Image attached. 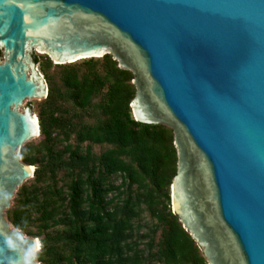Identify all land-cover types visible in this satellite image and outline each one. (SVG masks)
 <instances>
[{
	"label": "water",
	"instance_id": "95a60500",
	"mask_svg": "<svg viewBox=\"0 0 264 264\" xmlns=\"http://www.w3.org/2000/svg\"><path fill=\"white\" fill-rule=\"evenodd\" d=\"M34 49L57 65L110 55L131 72L134 121L173 133L171 212L206 264H264V0H0L8 230L11 200L33 178L20 151L39 137L19 108L47 96ZM0 264H12L3 251Z\"/></svg>",
	"mask_w": 264,
	"mask_h": 264
},
{
	"label": "trees",
	"instance_id": "16d2710c",
	"mask_svg": "<svg viewBox=\"0 0 264 264\" xmlns=\"http://www.w3.org/2000/svg\"><path fill=\"white\" fill-rule=\"evenodd\" d=\"M44 58L47 96L37 114L42 140L20 151L23 163L37 167L6 211L14 228L43 241L39 263L206 264L171 212L173 133L134 121L132 73L104 55L55 65L59 71L49 74L51 61ZM87 115L93 122L83 121ZM92 146L103 149L95 155ZM60 171L68 179L65 190L56 185ZM112 176L120 178L118 186L108 184ZM145 212L154 221L148 233L139 219Z\"/></svg>",
	"mask_w": 264,
	"mask_h": 264
},
{
	"label": "rangeland",
	"instance_id": "374dc122",
	"mask_svg": "<svg viewBox=\"0 0 264 264\" xmlns=\"http://www.w3.org/2000/svg\"><path fill=\"white\" fill-rule=\"evenodd\" d=\"M33 53H34V55H35V57H36V59H37V63H36V65H35V68H36V71H38V73L43 77V79H44V75H43V73L40 71V65H41V63L44 61V57L46 56V55H44V54H38L37 52H35V51H33ZM47 57V56H46ZM0 60H1V54H0ZM50 60V59H49ZM86 60H88V59H83V60H78V61H76V62H74V63H72V64H74V65H80L83 61H86ZM51 61V60H50ZM55 65H57V64H55L53 61H51V67L49 68V70H48V73L49 74H55V73H57L58 71H59V69L55 66ZM61 65H68V64H61ZM45 81V80H44ZM46 83V82H45ZM47 85V84H46ZM41 101H43V99H31V100H29V102H28V100H26V101H24L23 103H22V105L20 106V111H22L23 110V108H25V107H27V108H29L30 110H31V112L34 114V115H36V117H37V114H38V107H39V105H40V103H41ZM83 121L84 122H86V123H91V122H93V119L92 118H90L88 115L83 119ZM42 140V137H37V138H35V139H33V140H31V141H29V142H27L24 146V148H26L27 146H35V145H37L40 141ZM70 143H73V139L72 138H70ZM85 145L86 144H83L82 145V148L84 149V147H85ZM59 149H61V147L59 148ZM103 149V147H100V146H92V152L95 154V155H97V154H99L100 153V151ZM20 160H21V158H20ZM25 164V163H24ZM37 166H32V169H33V171H34V169L36 168ZM67 181H68V179L65 177V172L64 171H60L58 174H57V177H56V185H57V187L58 188H60V187H62L63 188V190H65L66 188H65V185H66V183H67ZM107 182H108V184L109 185H112V186H118L119 184H120V178L118 177V176H112V177H110V178H108V180H107ZM31 183H32V179H27L21 186H23V187H28V186H30L31 185ZM20 186V187H21ZM20 187H18L17 188V190H16V192H15V194H14V196H13V198H12V200H11V206H10V208L12 207V205H13V203H14V199H16V197H17V194H18V192H19V188ZM114 194H116V192H112V193H109L108 194V197H111L112 195H114ZM9 208V209H10ZM171 208V207H170ZM8 210V209H7ZM7 216V215H6ZM33 217H37V215H34ZM139 219H141V224L143 225V229H142V232L143 233H148L149 232V230L151 229V227H153V223H154V221L153 220H151L150 218H149V216H148V214L145 212V213H143L141 216H140V218ZM7 221H8V218H7ZM9 222V221H8ZM9 224H10V222H9ZM36 225L37 224H33L32 226H31V228H29V231H31V233H34L35 231H36ZM10 226H12L11 224H10ZM13 227V226H12ZM14 228V227H13ZM16 229V228H15ZM23 232V231H22ZM26 236H28V237H30V238H34V237H31L30 235H27L25 232H23ZM158 237H159V232H157L156 234H155V240H157L158 239ZM146 240H144L143 242H142V244H141V247H142V245H143V243L145 242ZM40 264V263H39Z\"/></svg>",
	"mask_w": 264,
	"mask_h": 264
},
{
	"label": "clouds",
	"instance_id": "9594fccd",
	"mask_svg": "<svg viewBox=\"0 0 264 264\" xmlns=\"http://www.w3.org/2000/svg\"><path fill=\"white\" fill-rule=\"evenodd\" d=\"M0 238V251L10 257L12 264H39V256L44 249V243L39 237L29 243L18 228L8 230L6 226H0Z\"/></svg>",
	"mask_w": 264,
	"mask_h": 264
},
{
	"label": "bare ground",
	"instance_id": "6f19581e",
	"mask_svg": "<svg viewBox=\"0 0 264 264\" xmlns=\"http://www.w3.org/2000/svg\"><path fill=\"white\" fill-rule=\"evenodd\" d=\"M34 51L37 52L38 54H41V55L44 54V53H42V52H40V51H37V50H35V49H34ZM78 60H79V59H78ZM78 60H76V61H78ZM32 99H33V98H32ZM29 100H31V99H29ZM25 101H26V100H25ZM31 169H32V168H31Z\"/></svg>",
	"mask_w": 264,
	"mask_h": 264
}]
</instances>
